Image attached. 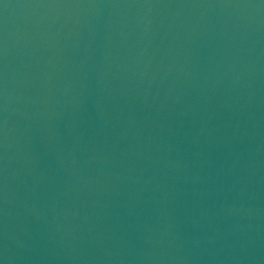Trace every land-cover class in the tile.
Returning <instances> with one entry per match:
<instances>
[{
	"label": "water",
	"instance_id": "water-1",
	"mask_svg": "<svg viewBox=\"0 0 264 264\" xmlns=\"http://www.w3.org/2000/svg\"><path fill=\"white\" fill-rule=\"evenodd\" d=\"M0 264H264V0H0Z\"/></svg>",
	"mask_w": 264,
	"mask_h": 264
}]
</instances>
